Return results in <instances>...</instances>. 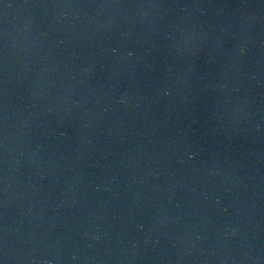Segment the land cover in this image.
<instances>
[{
    "label": "water",
    "instance_id": "95a60500",
    "mask_svg": "<svg viewBox=\"0 0 264 264\" xmlns=\"http://www.w3.org/2000/svg\"><path fill=\"white\" fill-rule=\"evenodd\" d=\"M0 264H264V0H0Z\"/></svg>",
    "mask_w": 264,
    "mask_h": 264
}]
</instances>
